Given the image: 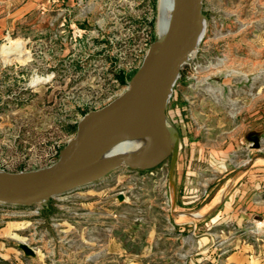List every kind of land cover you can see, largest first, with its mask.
I'll use <instances>...</instances> for the list:
<instances>
[{"label":"rangeland","instance_id":"obj_1","mask_svg":"<svg viewBox=\"0 0 264 264\" xmlns=\"http://www.w3.org/2000/svg\"><path fill=\"white\" fill-rule=\"evenodd\" d=\"M159 6L0 0L1 171L52 166L82 118L127 90L124 77L160 37ZM202 12L206 36L166 109L168 158L138 171L122 167L45 204L0 205V264H225L238 239L262 237V225L225 219L218 205L237 171L264 173V143L258 152L247 147L254 118L242 121L234 89L242 79L251 100L264 87V0H202ZM178 118L192 134L179 133L172 149ZM211 198L210 211L203 205ZM20 244L36 256H25Z\"/></svg>","mask_w":264,"mask_h":264},{"label":"water","instance_id":"obj_2","mask_svg":"<svg viewBox=\"0 0 264 264\" xmlns=\"http://www.w3.org/2000/svg\"><path fill=\"white\" fill-rule=\"evenodd\" d=\"M204 23L207 24L202 12V0H176L167 36H160L152 43L141 67L131 77L127 90L104 108L82 118L75 139L60 151L57 162L52 166L14 175L2 171L0 205L33 207L45 204L56 197L101 181L122 167L132 171L143 168V158H136L126 149L119 148L98 167L89 163L117 139L129 121L140 112L151 115L160 132L163 131L164 120L169 123L166 115L168 102L182 68L190 64L191 57L197 51ZM171 131L175 137L174 149L180 137L176 128L172 127ZM245 140L249 149L257 152L261 150L264 123L248 130ZM176 159L175 154L172 168L176 165ZM94 170L95 175L89 177ZM193 214L189 216L194 217ZM19 249L27 257L36 256V252L26 244H20Z\"/></svg>","mask_w":264,"mask_h":264},{"label":"crops","instance_id":"obj_3","mask_svg":"<svg viewBox=\"0 0 264 264\" xmlns=\"http://www.w3.org/2000/svg\"><path fill=\"white\" fill-rule=\"evenodd\" d=\"M234 89L237 91L238 114L244 118L242 121L247 123L249 116L254 118L251 128L263 124L264 105H259V101L264 99V87L257 91L256 96L254 95L251 100H248L246 94L243 93L242 79L235 82ZM239 103H241V107H239ZM177 130L181 135L192 134L189 123H184L181 118L177 120ZM250 170L237 171L234 175L237 176V180L230 176L224 187H221L218 205L219 216H225L227 219L233 215L236 219L240 217L242 221H252L262 225V237L252 240L238 239L234 251L225 257V264H264V173L257 176ZM232 182L235 183L232 185ZM212 202L211 198L203 205V208L213 210ZM199 216L200 214L197 217ZM2 230L0 227V245L2 244Z\"/></svg>","mask_w":264,"mask_h":264},{"label":"bare ground","instance_id":"obj_4","mask_svg":"<svg viewBox=\"0 0 264 264\" xmlns=\"http://www.w3.org/2000/svg\"><path fill=\"white\" fill-rule=\"evenodd\" d=\"M159 5L157 29L161 37H166L173 21L176 0H159ZM207 30V24L204 23L200 34V42L205 38ZM131 120L118 138L114 139L106 149L90 161L91 166L98 167L118 148L126 149L129 154L136 158H143L142 167L152 166L164 159L163 157L171 150V144L168 143V137L166 136L169 123L164 120L163 131L160 132L153 117L149 114L140 112ZM1 173L0 170V175ZM95 173L94 170L88 176H94ZM193 215L198 216L199 213Z\"/></svg>","mask_w":264,"mask_h":264},{"label":"built area","instance_id":"obj_5","mask_svg":"<svg viewBox=\"0 0 264 264\" xmlns=\"http://www.w3.org/2000/svg\"><path fill=\"white\" fill-rule=\"evenodd\" d=\"M152 43H153V42H151L149 45H148V44L146 45V47H148V48L144 51V54L142 55L141 60H140V62H139V64H138V68L141 67V65H142V63H143V61H144L146 55L148 54V51H149V49H150ZM138 68H136L135 72L138 70ZM130 79H131V78H130ZM124 80H125L126 84L128 85V84H129V81H130L129 78H128V77H124ZM263 143H264V140H263L262 144H263ZM59 153H60V151L58 152L57 156L54 157V163L57 162V160H58V158H59ZM54 163H53V164H54Z\"/></svg>","mask_w":264,"mask_h":264}]
</instances>
